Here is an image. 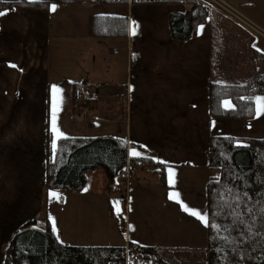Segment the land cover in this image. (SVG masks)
Here are the masks:
<instances>
[{
  "label": "crops",
  "instance_id": "1",
  "mask_svg": "<svg viewBox=\"0 0 264 264\" xmlns=\"http://www.w3.org/2000/svg\"><path fill=\"white\" fill-rule=\"evenodd\" d=\"M235 1L245 13L233 6L234 13L218 6L221 10L187 41L171 35L170 14L185 11L178 5H104L108 15L129 16L126 39L89 36L94 2L56 4L54 11L52 6L47 12L4 11L0 16V264L15 232L30 221L38 223L40 216L46 221L45 229L59 233L63 243L93 246L94 238L80 235V223L96 220L91 207L97 196L109 199L112 219L127 231V246L132 242L166 253L191 254L207 247L206 231L183 205L195 210L206 201L211 135L264 138L259 103L264 95L257 96V114L249 122L210 115L211 81L240 82L231 81L238 71L224 61L230 49L224 22L252 32L250 46L237 39L232 52L245 46L264 53V43L253 47L254 31L264 39L263 17L249 11L264 10V0ZM250 62L253 75L264 72V63L252 56ZM76 83L91 86L74 98ZM82 101L91 103L92 109L90 121L78 126L71 117ZM54 118L62 136L53 131ZM49 130L56 140L110 135L139 145L168 166L166 186L154 170L135 168L109 191L105 172L97 169L88 173L81 193L46 191ZM133 152L144 154L139 149ZM122 193L124 216L116 208ZM176 194L180 202L172 198ZM75 202L79 203L76 208ZM71 216L79 223L74 234L68 228ZM112 234L108 241L114 239Z\"/></svg>",
  "mask_w": 264,
  "mask_h": 264
},
{
  "label": "trees",
  "instance_id": "2",
  "mask_svg": "<svg viewBox=\"0 0 264 264\" xmlns=\"http://www.w3.org/2000/svg\"><path fill=\"white\" fill-rule=\"evenodd\" d=\"M95 1L124 7L183 5L184 12L169 16L172 38L178 41L194 37L198 28L221 10L209 0H0V11L47 12L56 4L88 5ZM129 29L128 15L94 14L88 19L89 36L94 39H126ZM253 59L264 63V53L254 50ZM89 86L74 84V98ZM261 95H264V72L245 82L213 80L209 89L210 115L249 122L256 117V98ZM133 149L144 154L131 155ZM128 166L154 170L166 186L168 166L139 145L110 135L56 140L51 130L47 133L46 191L81 193L88 173L97 169L105 172L107 188L112 191L119 173ZM208 168L211 172L206 193L208 226L188 214L207 233V264H264V138L211 136ZM161 252L157 247L136 246L132 242L127 247L72 246L63 243L60 234L51 227L43 230L36 221H30L15 232L5 250L4 264H148L152 259L167 264L158 257ZM134 254L140 256L139 261L132 260Z\"/></svg>",
  "mask_w": 264,
  "mask_h": 264
},
{
  "label": "rangeland",
  "instance_id": "3",
  "mask_svg": "<svg viewBox=\"0 0 264 264\" xmlns=\"http://www.w3.org/2000/svg\"><path fill=\"white\" fill-rule=\"evenodd\" d=\"M231 6H233L237 11L245 13V11L236 3L235 0H226ZM244 3L248 2H261L262 0H240ZM96 5V8H90L91 12H94V14H102V15H107L106 7L104 6L105 4H102L100 2L95 1L94 2ZM179 7H184L183 5H178ZM250 13L253 14V16H261L264 18V10L261 8H254V10H249ZM248 16V13H246ZM237 17L241 18L242 20L243 17H241L239 14H236ZM262 18L263 22L264 19ZM246 21V20H245ZM225 23V31H226V36L230 37V49H229V54L227 55L228 57L226 58L225 64L229 63L228 66L234 68V70L238 71V77L234 75V80H238L240 82H245L246 79L249 77L253 76L252 71L250 70L249 66L252 64L251 61V56L253 58V52L252 49H246L245 46L242 47L241 49H238L237 52L231 50V47L233 45V42L237 39L242 43L250 46L251 40L250 36L252 34L249 32L239 30V28H235L233 24L230 22L226 21ZM241 25V24H239ZM244 27V26H243ZM245 30V28H242ZM246 31V30H245ZM255 32V31H254ZM253 32V35L256 37V42L253 45V47H257L258 45H262L264 43V39L261 37L262 35L260 32L259 34H256ZM250 34V35H249ZM237 42H235L236 44ZM236 46H241L239 44H236ZM250 51V53L248 52ZM231 57V58H230ZM226 67V66H225ZM228 67H226L227 69ZM225 69V68H224ZM255 74V73H254ZM228 82V79H226ZM91 109L92 105L89 102L82 101L80 103V106L78 109L73 113L71 119L74 124L76 125H81V124H86L90 121V114H91ZM86 111V115L82 117V119H79L76 117L77 114H83ZM215 135V134H213ZM211 135V136H213ZM217 135V134H216ZM211 139V137H210ZM210 144V143H209ZM209 149V148H208ZM208 156V152H207ZM134 170V169H133ZM130 175H128L129 177ZM181 175L178 176L180 178ZM127 178V177H126ZM123 178L122 180H124ZM182 179V177L180 178ZM207 190V189H206ZM53 191H51L52 193ZM207 193V192H206ZM57 195V194H56ZM95 198V199H94ZM93 199L96 201V205L94 204V207H91L93 212H94V217H96V220L91 219V223L87 222H81L80 223V235L82 237H92L94 238L95 241L92 242L94 246H109V247H119V246H127V241H126V236H127V231H124L122 229H119L117 226V223L115 220L112 219V210L110 207V202L109 199L106 197H94ZM78 202H75L73 204V207H75ZM125 195L122 193L120 195V201L119 204L117 205V213L121 214L124 216V211H125ZM76 208V207H75ZM67 209H70V205L67 207ZM196 211L200 212L202 215L206 216V201L204 202L203 205H198L195 209ZM75 213V212H74ZM115 214V213H114ZM56 220L53 219V221ZM79 223L77 219L70 217V221L68 222V228L71 231L72 234L76 233V231L79 229ZM37 226L39 228H46V221L44 217L40 216L39 217V222L37 223ZM90 227V228H89ZM110 233H113L112 236L114 239L112 241L109 240V235ZM137 233V229L134 230V234ZM135 240V237H132ZM145 240H149L145 239ZM146 242V241H145ZM206 246V243H205ZM160 258L164 259V261H168L170 264H207V247L205 248H200L197 251H194V253L190 254L188 252L184 251H170V252H161L159 253ZM190 259V260H187ZM148 264H162L160 261L152 259L150 262L148 261Z\"/></svg>",
  "mask_w": 264,
  "mask_h": 264
},
{
  "label": "snow or ice",
  "instance_id": "4",
  "mask_svg": "<svg viewBox=\"0 0 264 264\" xmlns=\"http://www.w3.org/2000/svg\"><path fill=\"white\" fill-rule=\"evenodd\" d=\"M30 2H36V0H30ZM52 10L54 11L55 10V6H53ZM5 13L3 11H0V16L4 15ZM133 35H135V29H133ZM54 91L58 92L59 89H54ZM260 103V111L262 114H264V99H262L261 101H259ZM227 107H230V105H226ZM53 131L56 132L57 136H62L63 134L62 133H59L58 129L56 128L55 126V118H54V122H53ZM56 145L53 144V148H55ZM133 155L136 156V155H139V153L137 152H133ZM174 199H177V202H180L178 200V194H176V196L172 197ZM183 209L185 212H188L190 215L196 217L197 219H199L200 221H202L205 226H208L209 224V220L207 218V216L205 215H202L200 212L198 211H195V210H192L190 209L187 205H183Z\"/></svg>",
  "mask_w": 264,
  "mask_h": 264
},
{
  "label": "built area",
  "instance_id": "5",
  "mask_svg": "<svg viewBox=\"0 0 264 264\" xmlns=\"http://www.w3.org/2000/svg\"><path fill=\"white\" fill-rule=\"evenodd\" d=\"M212 3L216 4L217 6L222 7L225 10H228L231 13L236 12L235 9L226 1V0H209ZM86 115V111L83 114H77L76 117L79 119H82V117ZM135 169L133 166H128L124 170H122L118 175V181H122L123 178L128 177L130 175V172ZM132 260L137 262L140 260V256L138 254H134L132 256Z\"/></svg>",
  "mask_w": 264,
  "mask_h": 264
}]
</instances>
